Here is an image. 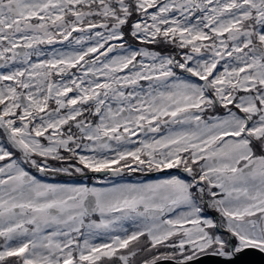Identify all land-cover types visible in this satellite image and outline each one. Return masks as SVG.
Returning a JSON list of instances; mask_svg holds the SVG:
<instances>
[{"label": "snow or ice", "instance_id": "obj_1", "mask_svg": "<svg viewBox=\"0 0 264 264\" xmlns=\"http://www.w3.org/2000/svg\"><path fill=\"white\" fill-rule=\"evenodd\" d=\"M88 173L104 176L72 182ZM249 250L264 255V0H0V264Z\"/></svg>", "mask_w": 264, "mask_h": 264}, {"label": "rangeland", "instance_id": "obj_2", "mask_svg": "<svg viewBox=\"0 0 264 264\" xmlns=\"http://www.w3.org/2000/svg\"><path fill=\"white\" fill-rule=\"evenodd\" d=\"M129 39V43L130 44H133V45H135V41H133L130 37L128 38ZM60 45H56V47H59ZM149 47H151V46H149ZM158 51H165L164 49H157ZM127 173V172H126ZM34 175H37L38 176V178H41V179H45L46 180V182H52L54 179H57V178H55V177H52L51 176V174L47 177V178H45V177H40L39 176V174H37V173H33ZM103 174V173H102ZM134 173H130L129 175H127V174H125V178L128 180V181H130V182H135V181H137V180H141V179H150V178H156V177H164V176H166V175H168V173H162V174H157V175H155L154 177H149L150 175L148 174V176L147 177H145V176H143L142 174H138L137 173V175L135 176V175H133ZM180 175H182V173L180 174ZM103 176H104V174H103ZM103 176L101 177V175L100 174H93V173H88V178L87 179H84V178H81V177H79V176H77V177H75L74 179H73V181L72 182H75V183H81V184H88V185H93L94 184V181H95V178H103ZM59 179L60 180H68V178H65V177H59ZM117 179H119V178H117ZM96 186H105V185H96ZM213 214V215H212ZM209 215H211V216H214V215H216L214 212H211V213H209Z\"/></svg>", "mask_w": 264, "mask_h": 264}, {"label": "water", "instance_id": "obj_3", "mask_svg": "<svg viewBox=\"0 0 264 264\" xmlns=\"http://www.w3.org/2000/svg\"><path fill=\"white\" fill-rule=\"evenodd\" d=\"M102 175V173H100ZM129 174V173H127ZM264 264V255L259 254L254 250L246 251L237 262L234 264ZM201 264H209L207 261H202ZM211 264H220L219 261L211 262Z\"/></svg>", "mask_w": 264, "mask_h": 264}, {"label": "flooded vegetation", "instance_id": "obj_4", "mask_svg": "<svg viewBox=\"0 0 264 264\" xmlns=\"http://www.w3.org/2000/svg\"><path fill=\"white\" fill-rule=\"evenodd\" d=\"M168 171H175V170H168ZM168 171H166V172H163V173H168ZM135 174H137V173H134L133 175H135ZM139 174V173H138ZM157 175V174H162V173H150L149 175V177H154L155 175ZM213 215V214H212Z\"/></svg>", "mask_w": 264, "mask_h": 264}]
</instances>
